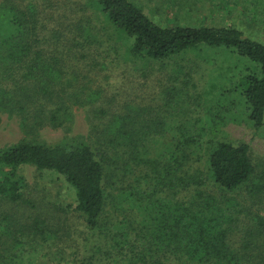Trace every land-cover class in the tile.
<instances>
[{
  "label": "trees",
  "instance_id": "16d2710c",
  "mask_svg": "<svg viewBox=\"0 0 264 264\" xmlns=\"http://www.w3.org/2000/svg\"><path fill=\"white\" fill-rule=\"evenodd\" d=\"M37 2L0 0V124L1 114L8 113L19 117L27 136L47 126L70 133L74 114L68 102L74 94H66L68 81L58 88L62 71L56 66L62 62L53 56L48 67L44 63L46 40L36 33ZM86 5L98 7L128 34L122 39L130 54L142 60H167L202 47L249 59L253 71L238 87L254 129L264 128L263 42L234 26L164 27L130 0H86ZM174 102L167 98L161 109L169 116L189 113L181 105L184 101ZM146 108L98 105L88 116V137L55 145L24 138L0 149V264H71L62 247L69 234L54 219L58 208L54 205L52 211L40 200L37 188L22 174L24 167L54 172L72 190L74 210L85 219L89 232L83 235L92 246L79 264H264V217L259 212L264 206V168L258 170L250 145L209 136L199 128L200 121L193 134L186 126H193L190 121L180 123V135L168 143L164 113ZM197 152L206 156V178L188 165ZM208 180L218 196L207 194ZM182 190L188 196L178 201ZM236 192L253 197L259 220L253 229L246 227L238 246L231 243L233 229L228 226L245 208L228 195ZM110 199L118 200L113 204ZM49 207L51 212H46ZM112 207L120 210V219L113 220ZM68 208L74 211L72 205Z\"/></svg>",
  "mask_w": 264,
  "mask_h": 264
},
{
  "label": "rangeland",
  "instance_id": "374dc122",
  "mask_svg": "<svg viewBox=\"0 0 264 264\" xmlns=\"http://www.w3.org/2000/svg\"><path fill=\"white\" fill-rule=\"evenodd\" d=\"M23 1L24 4L32 2ZM130 1L137 4L151 21L164 27L234 26L247 38L264 43V0ZM34 4L38 10L36 33L46 40L44 58L47 60L44 59V63L48 67V59L56 56L62 62V65L56 66L62 71L58 88L66 86L68 81L71 86H66L67 96L74 94L76 99L78 93L79 102L75 99L68 102L73 106L74 124L70 133L62 128L47 126L37 134L27 136L20 127L19 117L2 113L0 149L24 138L48 145L80 136L85 138L91 131L88 116H92L91 111L98 105L128 104L135 109L147 107L146 111H160L164 108V101L171 97L174 103L184 101L181 105L188 108L189 113L185 115L174 111L175 115L169 116L165 108L161 109L164 113L162 117L168 123L166 130H170L168 143L174 136L180 135L176 129L180 123L190 121L193 126H186L192 133L197 129L194 127L196 121H200L199 128L204 127L209 136L233 144H249L258 170L264 168V128L260 131L254 129L238 87L240 79L253 71L254 64L249 59L235 52L202 47L167 60H142L130 54L128 42L122 39L130 36L105 19L98 7H94L96 10L88 7L86 0H38ZM191 164L195 170L201 171L203 177H207L203 152L192 155L188 165ZM50 173H41L33 167L22 168V174L30 185L39 191L40 200L47 201L52 211L53 206H57L55 214H59L63 221H58L53 215L56 226L69 234V242L62 244L65 259L71 264H79L88 258L89 248L92 247L84 237L89 230L82 214L74 210L75 198L68 184L54 172ZM204 188L207 194L218 196L219 191L212 181L208 180ZM182 192L176 200L185 201L183 197L188 196V192ZM228 195L238 199L245 207L235 214V223L228 225L233 229L230 241L238 246L246 235V227L253 229L259 222L255 214L258 207L254 206L256 204L249 193ZM117 200L110 199L109 203L112 201L115 204ZM68 205H72L74 211L66 209ZM261 208L259 212L264 217V206ZM46 212H51L50 207ZM118 212L113 207L109 210L114 221L122 217V213Z\"/></svg>",
  "mask_w": 264,
  "mask_h": 264
}]
</instances>
